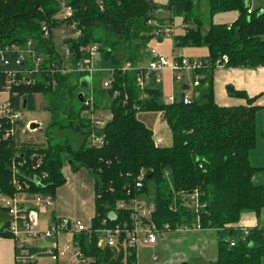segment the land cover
<instances>
[{
    "label": "trees",
    "instance_id": "1",
    "mask_svg": "<svg viewBox=\"0 0 264 264\" xmlns=\"http://www.w3.org/2000/svg\"><path fill=\"white\" fill-rule=\"evenodd\" d=\"M66 3L73 13L68 21H63L53 18L59 11L54 0H0V38L14 42L33 38L40 50L54 57L53 29L75 21L81 30V35L71 40L75 59L80 56L78 48L91 42L100 44V53L110 65L123 60L134 63L143 58L144 49L153 38V27L147 21L154 18L155 9L159 8L152 0H66ZM163 7L172 16L181 17L184 24L183 33L172 37L174 47L205 46L208 50V54L201 57L206 65L196 71L204 77L194 89L192 99L184 103L179 93L175 102L165 104L158 84L146 89L149 98L139 99L140 93L133 83L135 72L118 76L116 88L121 95L110 101L112 118L103 131L104 144L89 147L85 141L88 124L80 117L82 105L77 91L82 86L81 75L57 74L53 87L28 90L27 108L34 110L35 93L49 91L52 100L47 110L66 138L30 147L25 160L20 158L21 170L37 175L46 173L42 184L32 185L31 190L55 196L56 188L65 181L62 173L65 162L71 160L72 168L86 169L93 175L91 223L95 226L117 200L128 197L126 190L133 189L142 169V191L153 199L152 219L158 227L164 224H168L170 230L178 226L191 227L199 214L200 226L216 231V258L209 264H264V226H253L243 234L242 226L238 225L242 214L252 212L258 216L264 208V184L252 181L253 174L260 168L249 161V153L257 144L255 114L259 107L254 104L255 97H248L244 91L232 87L230 95L245 99V104L219 105L214 98L210 75L224 54L227 55L225 66H264V38L261 36L264 9L252 10L249 0H209L210 14L237 10L239 15L229 24L211 23L202 34L199 0H167ZM42 20L48 25V37L41 31ZM189 23L195 28H190ZM124 93L128 95L126 100ZM95 94L96 106L108 96L106 91L98 89ZM74 100L79 103L77 109ZM135 105L139 109H135ZM60 109L64 110L63 116L59 115ZM139 110L163 113L162 119L168 123L172 135L170 146H155L151 130L135 117ZM70 131L83 135L76 149L68 143L67 132ZM14 154L11 142L0 141V192L13 191L10 163ZM37 159L41 163L33 171ZM181 190H197L205 207L195 212L182 205L178 195ZM0 236L7 237L3 233ZM232 240L233 246L230 245ZM80 241L87 254L93 256L92 264L137 262L134 252L127 256L122 250L102 251L96 247L95 240L81 237Z\"/></svg>",
    "mask_w": 264,
    "mask_h": 264
},
{
    "label": "built area",
    "instance_id": "2",
    "mask_svg": "<svg viewBox=\"0 0 264 264\" xmlns=\"http://www.w3.org/2000/svg\"><path fill=\"white\" fill-rule=\"evenodd\" d=\"M59 5L53 18L68 21L73 10L66 0H54ZM162 11L159 7L154 11V18L147 21L153 27V36L161 39L165 36L173 37L174 29L158 21V14ZM250 12V11H249ZM44 37H48L49 29L45 20L40 22ZM58 28V27H57ZM64 36L55 45L54 57L40 50L36 40L27 38L23 42L8 41L0 38V141L11 142L15 148V154L11 159L12 192H0V233L7 235L14 243L15 264H36L40 256L50 257L55 264H92L93 256L87 254L86 247L81 244L80 238L87 241L95 240L96 247L102 251L111 249L114 253L122 250L125 255L134 252L137 259L138 251L143 247H154L159 233L170 230L168 224L158 227L152 219L154 202L151 195L142 191L144 171L141 169L137 176L133 189L126 190L127 198L117 200L107 214L100 218L98 225L92 223L85 225L79 219L57 217L46 213L55 206V196L50 192L33 191L32 185L39 186L46 173L37 175L33 172L25 173L21 170L26 152L30 147L46 142L34 140L29 136L37 133L41 127H31L33 119L25 120L23 110L28 105V90L34 87L46 89L56 84L55 75L67 73H79L81 79L86 80L87 87H82L78 93L82 109L80 117L88 124L86 145L89 147H101L104 144V129L112 118L110 101L121 95L118 84V76L135 72L133 83L140 93L139 99L149 98L146 89L153 84L160 85L161 74L170 72L171 86L177 85L182 100L188 103L199 85L202 74L196 71L204 66L206 61L200 58H186L180 52L167 56L158 53L155 49L145 50L144 56L137 62L123 60L120 64L110 65L100 53V44L91 42L78 48L80 56L75 59L72 51L71 40L81 35V30L75 21L59 26ZM56 29V28H55ZM54 30V29H53ZM227 56L222 61L216 62V66L224 65ZM206 65V64H205ZM185 85V87H182ZM96 89L106 91V95L100 106H96ZM173 93L161 100L165 104L175 102ZM80 96V97H79ZM124 93L123 98L127 99ZM25 101V106L23 103ZM125 102V101H124ZM139 109V106H133ZM163 118V113L160 112ZM38 123V122H37ZM38 130V131H37ZM154 140V139H153ZM156 142L159 143V140ZM154 141L155 146H160ZM41 160H35L32 170L40 166ZM181 204L193 208L195 212L205 207L199 200L197 190L192 192L179 191ZM111 213L112 217H110ZM196 214V213H195ZM43 216V217H41ZM197 214L189 226H178L176 229L203 230L200 226ZM264 226V218L261 224L242 226L241 231L247 234L251 227ZM175 229V230H176ZM48 241V245L37 247L34 242ZM230 245H234L232 240ZM153 261L158 260V255L150 254Z\"/></svg>",
    "mask_w": 264,
    "mask_h": 264
},
{
    "label": "rangeland",
    "instance_id": "3",
    "mask_svg": "<svg viewBox=\"0 0 264 264\" xmlns=\"http://www.w3.org/2000/svg\"><path fill=\"white\" fill-rule=\"evenodd\" d=\"M159 7H162V11L156 16L159 20H162L164 25L174 29V36L180 35L184 31V24L182 18L179 16H172L170 11L165 9L163 6L167 3V0H152ZM200 1V12H201V24L199 30L202 34H205L211 23L213 24H229L232 23L239 15L237 10L225 11V12H216L213 14L209 13V0H199ZM250 8L252 10H259L264 8V0H249ZM163 17V18H161ZM190 28H195L194 25L189 23ZM61 28H56L53 30V40L55 45L59 46V41L63 33H61ZM264 38V34L261 35ZM155 49L158 53L171 56L172 54H178L179 52L186 58H200L205 57L208 54V50L205 46H173V38L165 36L161 39L157 37L151 38L147 43V46L144 50ZM227 56V55H222ZM221 57V59H222ZM220 59V60H221ZM146 61V54L144 56L143 62ZM211 75V74H210ZM212 80V79H211ZM161 90L163 97H167L173 93V87L170 82V72L164 71L161 74ZM53 91V90H52ZM78 93L82 91L81 87L78 88ZM175 94H178V89L174 90ZM63 98L66 100V94ZM51 96L49 91L46 93L37 92L34 95L35 108L34 110H29L25 108L23 110V117L25 120L33 119L36 122L40 123L41 127L37 133H31L29 136L35 137L34 140H41L46 143H56L62 141L64 133L59 131L58 125L53 123L52 114L47 110L49 103L51 102ZM75 104V109L79 107L77 101H73ZM63 107V106H62ZM65 107V106H64ZM67 107V106H66ZM68 110V108H67ZM64 110H59V115H62ZM66 115V114H65ZM261 116L258 117V121L255 120L256 129L260 131V128H263V134L257 133V142L258 148L251 153V161L257 162L260 160L264 164V110L260 112ZM263 115V116H262ZM61 117V116H60ZM135 117L143 122L145 126L151 130L152 138L156 142L159 140V144L162 147H168L172 142V135L168 123L160 117V111L157 110H139L136 112ZM68 143L71 145L72 149H76L82 143L83 135L78 132L70 131L67 132ZM81 169V167H79ZM77 169V170H79ZM68 170L74 171L67 162L62 166V172L66 175ZM262 173V172H259ZM264 173V172H263ZM91 176V174H89ZM93 176V175H92ZM91 176V177H92ZM256 177V178H255ZM254 177V182H261L264 180V174H256ZM70 184V182L68 183ZM88 185V184H87ZM77 211L76 216L73 219L81 220L84 224L88 223L87 214L89 212L90 206L84 207V203H81V196L78 194L72 202ZM51 211L46 213L47 218L50 216ZM41 216V217H43ZM110 217H112L110 215ZM264 218V208L260 210L259 215L256 216L252 212H246L242 214L240 222H251L253 225L257 222L261 224V220ZM10 239V238H9ZM11 240V239H10ZM201 244H200V242ZM205 243V245H204ZM157 245V246H156ZM156 246V247H155ZM203 248L204 254L200 251V248ZM187 251L191 256L190 260L187 261V264H209L208 257L206 255H213L217 250V236L216 234L209 230H197V229H187V230H168L163 233L158 234L157 243L154 247H143L138 251L137 262L136 264H163L164 261H169L171 264H182L183 257L182 251ZM155 253L158 255V260L153 261L150 258V254ZM214 257V255H213ZM212 258V257H211ZM185 259V258H184ZM184 263V262H183ZM36 264H55V262L48 256H40L36 260Z\"/></svg>",
    "mask_w": 264,
    "mask_h": 264
},
{
    "label": "crops",
    "instance_id": "4",
    "mask_svg": "<svg viewBox=\"0 0 264 264\" xmlns=\"http://www.w3.org/2000/svg\"><path fill=\"white\" fill-rule=\"evenodd\" d=\"M202 77H204L203 74ZM211 78L214 89V98L219 105L230 106L236 104H245L246 102L245 99L230 95L229 88L231 87L234 90L244 91V93L248 97H255L256 100L254 104L258 105L259 107L255 114V120L258 121V117L261 116L259 115L260 112L264 110V66H258V67H252V66L229 67L225 65L216 66L211 71ZM175 89H177V85L174 86V90ZM257 129H256V133H260V131L261 133L263 132V128H260V131ZM255 148H258V142ZM255 148L252 149L249 153V161L252 165L257 166L260 169H257L253 174L252 176L253 182L255 181L254 177L256 174H264L263 162H261L260 160H258L257 162H252L250 159L251 153L255 150ZM63 175L65 181L63 184H61L56 188L55 206L51 210V215L57 217L74 218L77 214V211L74 209L75 205L72 202H74L76 196L79 194L81 196V203H84V207H86L85 208L86 214H87V206L91 205L89 212L87 214L88 223L85 224V225H89L91 223V219L94 214V189H93L92 177L89 175L88 171L82 167L79 170L77 169H74V171L68 170L67 174L65 175L63 173ZM69 182L70 184H68ZM255 184H264V180H262L259 183L256 182ZM240 221L238 223V225L240 226L253 225V221L246 223ZM209 230L213 231L216 234V231L214 229H209ZM33 244L34 246L41 247V246H46L49 243L48 241H38V242H34ZM203 248L201 247L200 251H202V253L204 254L205 252L203 251ZM213 255H206L208 257L207 259L209 262L213 261L216 258V252ZM181 256L183 257L182 261L184 263H187V261L190 260L191 258V256L185 250L182 251ZM162 263L171 264L169 263V261H164ZM0 264H15L14 243L8 237L0 236Z\"/></svg>",
    "mask_w": 264,
    "mask_h": 264
},
{
    "label": "water",
    "instance_id": "5",
    "mask_svg": "<svg viewBox=\"0 0 264 264\" xmlns=\"http://www.w3.org/2000/svg\"><path fill=\"white\" fill-rule=\"evenodd\" d=\"M81 85H82V87H87V83H86V80H85V78L84 79H81ZM80 97V96H79ZM23 106H25V101H24V103H23ZM39 126V123H37V122H33V123H31V127L32 128H36V127H38ZM69 165H72V161L71 160H69L68 162H67ZM109 215H111V213H109ZM112 216V215H111Z\"/></svg>",
    "mask_w": 264,
    "mask_h": 264
}]
</instances>
